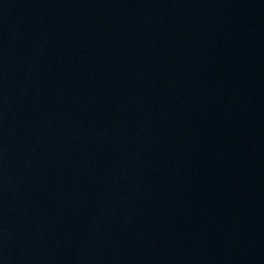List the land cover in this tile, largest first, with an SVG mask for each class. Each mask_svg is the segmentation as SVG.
I'll use <instances>...</instances> for the list:
<instances>
[{
    "label": "water",
    "instance_id": "obj_1",
    "mask_svg": "<svg viewBox=\"0 0 264 264\" xmlns=\"http://www.w3.org/2000/svg\"><path fill=\"white\" fill-rule=\"evenodd\" d=\"M0 264H264V0H0Z\"/></svg>",
    "mask_w": 264,
    "mask_h": 264
}]
</instances>
